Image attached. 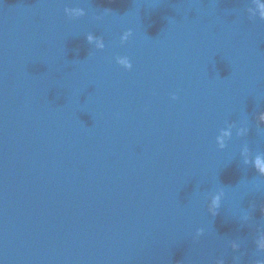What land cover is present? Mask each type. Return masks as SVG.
<instances>
[{"label":"water","instance_id":"obj_1","mask_svg":"<svg viewBox=\"0 0 264 264\" xmlns=\"http://www.w3.org/2000/svg\"><path fill=\"white\" fill-rule=\"evenodd\" d=\"M264 0H0V264H264Z\"/></svg>","mask_w":264,"mask_h":264},{"label":"clouds","instance_id":"obj_2","mask_svg":"<svg viewBox=\"0 0 264 264\" xmlns=\"http://www.w3.org/2000/svg\"><path fill=\"white\" fill-rule=\"evenodd\" d=\"M261 120H264V115L261 116ZM262 247H264V245H262Z\"/></svg>","mask_w":264,"mask_h":264}]
</instances>
